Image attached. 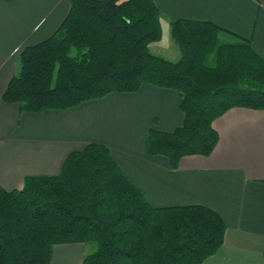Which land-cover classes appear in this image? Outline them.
Returning <instances> with one entry per match:
<instances>
[{"label": "trees", "instance_id": "1", "mask_svg": "<svg viewBox=\"0 0 264 264\" xmlns=\"http://www.w3.org/2000/svg\"><path fill=\"white\" fill-rule=\"evenodd\" d=\"M68 2L57 29L19 52L1 94L19 113L63 111L142 84L173 89L183 122L149 130L145 153L175 168L184 156L212 152L213 122L229 109L264 110V58L249 40L210 22L176 20L180 57L170 61L147 48L161 38L153 0ZM224 232L203 205L151 206L99 143L67 154L55 175L0 186V264H49L52 247L69 243L95 245L82 264H201Z\"/></svg>", "mask_w": 264, "mask_h": 264}, {"label": "crops", "instance_id": "2", "mask_svg": "<svg viewBox=\"0 0 264 264\" xmlns=\"http://www.w3.org/2000/svg\"><path fill=\"white\" fill-rule=\"evenodd\" d=\"M161 38L154 55L176 61V20L210 22L249 40L264 58V0H153ZM68 0H0V186L19 189L27 176L55 175L87 143L107 147L123 174L153 207L203 205L225 224L222 246L201 264H264V110L235 107L213 122L217 143L207 156L182 157L175 168L145 153L148 131L181 126L177 91L142 84L67 110L18 112L1 94L18 69L20 50L49 37ZM86 245H54L49 264H82Z\"/></svg>", "mask_w": 264, "mask_h": 264}, {"label": "rangeland", "instance_id": "3", "mask_svg": "<svg viewBox=\"0 0 264 264\" xmlns=\"http://www.w3.org/2000/svg\"><path fill=\"white\" fill-rule=\"evenodd\" d=\"M95 250V245L92 243L86 244V252L87 254L93 252Z\"/></svg>", "mask_w": 264, "mask_h": 264}]
</instances>
